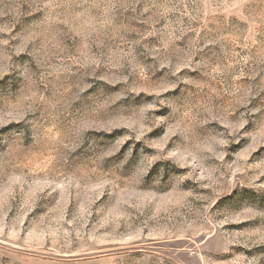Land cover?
Listing matches in <instances>:
<instances>
[{
	"label": "rangeland",
	"instance_id": "1",
	"mask_svg": "<svg viewBox=\"0 0 264 264\" xmlns=\"http://www.w3.org/2000/svg\"><path fill=\"white\" fill-rule=\"evenodd\" d=\"M0 264H264V0H0Z\"/></svg>",
	"mask_w": 264,
	"mask_h": 264
}]
</instances>
